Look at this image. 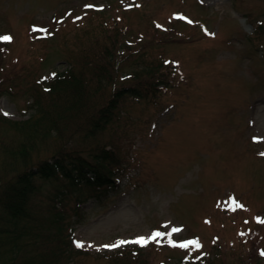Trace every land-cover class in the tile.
I'll list each match as a JSON object with an SVG mask.
<instances>
[{
  "label": "rangeland",
  "instance_id": "374dc122",
  "mask_svg": "<svg viewBox=\"0 0 264 264\" xmlns=\"http://www.w3.org/2000/svg\"><path fill=\"white\" fill-rule=\"evenodd\" d=\"M104 19L122 27L119 59L132 54L138 64L120 66L117 80L140 72L135 51L149 48L170 86L154 103L126 100L112 127L86 142L117 147L125 174L116 186L76 213L63 183L35 178L34 209L49 217L57 207L92 254L84 264H264V0H0V38L11 37L0 45V177L23 165L7 154L26 141L13 122L33 112L35 81L79 62L76 35L84 40ZM75 137L82 147V134ZM53 144L45 136L26 165L50 157ZM156 231L171 235L146 247H103Z\"/></svg>",
  "mask_w": 264,
  "mask_h": 264
},
{
  "label": "trees",
  "instance_id": "16d2710c",
  "mask_svg": "<svg viewBox=\"0 0 264 264\" xmlns=\"http://www.w3.org/2000/svg\"><path fill=\"white\" fill-rule=\"evenodd\" d=\"M121 29L104 19L85 33L84 40L80 41L81 36L76 35L82 49L73 56L81 60L71 61L65 70L52 71L35 81L33 112L26 120L13 122L26 141L21 143V149L7 154L11 160L20 156L22 167L9 179L0 177V264H84L85 258L92 255L75 246L73 231L62 224L61 212H56L55 205L52 207L55 213L49 217L34 209L37 191L34 179L63 183L60 191L73 196L78 213L81 203L89 199L99 201L105 193L103 188L116 186L125 174L123 158L116 146L97 143L86 147V142L112 127L126 100L156 102L161 89L170 86L171 78L168 68L161 70L164 64L158 54L140 48L135 52L142 62L141 71L131 73V70L130 75L123 77L127 82L117 80L120 66L137 64L132 54L119 59L123 45L116 34L120 35ZM126 43L131 44L128 40ZM73 119L76 124L72 128L68 122ZM79 133L82 147H75V136ZM45 136L54 141V153L26 165L28 150L39 147ZM31 240L37 243L35 251L30 249ZM22 247L26 248L24 255ZM110 257L118 260L120 254ZM212 263L208 258L182 261V264Z\"/></svg>",
  "mask_w": 264,
  "mask_h": 264
},
{
  "label": "snow or ice",
  "instance_id": "6c2138e0",
  "mask_svg": "<svg viewBox=\"0 0 264 264\" xmlns=\"http://www.w3.org/2000/svg\"><path fill=\"white\" fill-rule=\"evenodd\" d=\"M88 7H91V5H89ZM181 19H184L183 17H180ZM189 23H191V21H189ZM159 27V26H158ZM35 30V29H34ZM4 41H10L11 40V37H8V36H5V37H2L0 38ZM4 115H9V113L5 112ZM257 138H254V140H256ZM264 155V154H262ZM233 203L236 204V206L238 207H241L240 205H238L237 202H235L233 200ZM258 222H261V223H264V221H259ZM173 232H176L178 231V229H173L172 230ZM165 235H171V233H161L159 231H156V232H153L150 236L148 237H145V236H140V237H137L136 239L134 240H120V241H117L116 243H113V244H110V245H103L104 248H109V249H116V248H120L124 245H127V244H136V245H139L141 247H146L148 246L150 243H154V242H159V238L160 237H163ZM243 235V234H241ZM74 244L77 248H84L85 247V244L84 242L82 241H74ZM169 244L173 247H176L177 245L175 244V242L173 241H169ZM187 244H191V245H194L195 247L199 248L201 247L199 241H196V240H193V241H189L187 242ZM187 244H181L179 245V247H187ZM87 247H92V245H87ZM262 255H264V253H262Z\"/></svg>",
  "mask_w": 264,
  "mask_h": 264
}]
</instances>
